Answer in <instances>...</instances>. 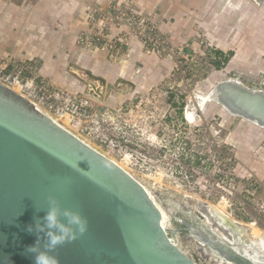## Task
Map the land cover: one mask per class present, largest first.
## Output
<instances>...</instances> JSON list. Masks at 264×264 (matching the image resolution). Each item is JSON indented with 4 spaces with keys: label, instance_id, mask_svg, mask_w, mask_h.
I'll return each mask as SVG.
<instances>
[{
    "label": "rangeland",
    "instance_id": "rangeland-1",
    "mask_svg": "<svg viewBox=\"0 0 264 264\" xmlns=\"http://www.w3.org/2000/svg\"><path fill=\"white\" fill-rule=\"evenodd\" d=\"M155 1L157 14L160 0ZM168 1L171 11L164 19L166 25L173 26L170 30L160 27L159 21L153 18L155 12H147L161 40L159 51L157 42L154 48L153 43L150 48L141 47L145 61L134 64L133 78H125L134 81L135 85L124 83L107 91V86L98 83L103 94L96 96L89 91L91 79L79 70L78 75L68 74L58 84L45 78L62 89L68 99L59 109L40 104L30 86L24 91L22 86L19 90L72 132L127 168L153 193L169 218L175 207L168 202L176 200L199 215L205 214L213 226H218L217 219L210 213L212 203L226 210L237 222L253 224L264 231V215L260 211L264 184L253 197L242 191L248 184L247 177L238 176L234 171L236 160L231 148L236 124L227 122L218 113L215 107L226 110L215 101L201 105L216 82L230 77L239 78L248 86L259 84L264 87V0ZM145 3L151 2L145 0ZM185 14L192 20L189 27L176 24ZM206 22H211L209 27L217 33L215 41L219 46L209 40L206 30L202 29L203 24L207 26ZM177 26L180 30L173 35L171 32ZM81 32L76 36V42ZM225 44L233 48L224 50L221 45L227 47ZM81 47L91 50L87 46ZM216 49L235 51L228 62L217 66L215 61L223 56ZM114 54L116 56L107 57L112 61H123L120 56L124 53ZM242 67L253 76L235 69ZM7 83L11 84L10 81ZM11 85L18 89L17 83ZM71 101H77L79 107L89 102L93 104V110L88 116L73 112L74 121L71 123L69 117L68 122L64 117L66 114H61L69 103L70 111L76 109V104L72 105ZM238 119L245 121L241 117ZM120 126L124 128L120 130ZM169 223L170 227H175L173 222ZM247 231L245 235L249 236L243 237L249 239L252 250L259 249L256 231L250 227ZM172 236L199 264H233L215 257L184 232Z\"/></svg>",
    "mask_w": 264,
    "mask_h": 264
},
{
    "label": "water",
    "instance_id": "water-1",
    "mask_svg": "<svg viewBox=\"0 0 264 264\" xmlns=\"http://www.w3.org/2000/svg\"><path fill=\"white\" fill-rule=\"evenodd\" d=\"M79 71L91 79L89 91L96 96L103 94L98 83L107 91L135 85L123 77L112 83L88 69ZM209 98L264 128V91L256 86L227 78L215 83ZM49 197L88 220L84 235L56 250L60 264H198L172 239L177 232L219 259L264 264L224 237L250 243L242 238L243 226L227 215L213 226L205 214L174 200L168 204L175 207L169 218L175 227H165L162 211L138 179L0 80V264H34L35 254L27 249H45L47 233L58 231L45 219ZM60 221L67 226V218Z\"/></svg>",
    "mask_w": 264,
    "mask_h": 264
},
{
    "label": "crops",
    "instance_id": "crops-1",
    "mask_svg": "<svg viewBox=\"0 0 264 264\" xmlns=\"http://www.w3.org/2000/svg\"><path fill=\"white\" fill-rule=\"evenodd\" d=\"M110 1L112 0H0L1 57L32 60L37 64L40 76L57 84L66 79L68 74L78 75L77 70L80 69H88L110 82L119 77L133 78L136 67L134 64L145 61L142 45L137 40H133L129 55L126 52L124 56H120L123 59L121 62L112 61L105 52L99 54L96 50L85 49L76 42L78 33L88 29V10L92 6L107 5ZM133 1L136 9L152 14L155 12L153 18L159 21L160 27L165 31L173 27L166 25L164 19L171 11L168 0L159 1L157 14L156 1ZM173 14L174 12L171 16ZM181 17L178 18L177 25L189 27L192 24L191 17L186 14ZM210 23L206 22L207 26L203 24L202 29L206 30L207 38L219 46L215 41L217 33L209 27ZM178 30L180 27H174L171 33L175 35ZM221 48L225 50L233 47L221 45ZM233 60L235 61L236 57ZM235 69H241L247 76H253L246 68ZM130 71L132 74L128 73ZM215 108L227 122L236 124L232 143L234 146L231 148L236 160L234 171L238 176H253L264 184V128L245 119L242 122L238 119L240 117Z\"/></svg>",
    "mask_w": 264,
    "mask_h": 264
},
{
    "label": "built area",
    "instance_id": "built-area-1",
    "mask_svg": "<svg viewBox=\"0 0 264 264\" xmlns=\"http://www.w3.org/2000/svg\"><path fill=\"white\" fill-rule=\"evenodd\" d=\"M87 21L88 29L82 31L78 36L77 42L81 46L98 49L110 57H114L116 56L114 53L120 54L131 51L133 40L137 39L142 48H145V45L149 48L151 46L154 48L155 42H157L159 51L161 38L156 25L151 21L147 12L144 13V11H139L135 8L133 0H112L107 5L92 6L88 10ZM152 43L153 45H151ZM242 72L244 71L241 70ZM236 79L243 82L239 78ZM0 80L5 83L10 81L11 84L19 82L23 85V91L26 86H30L38 102L43 105L46 104L50 109H56L57 107L59 109L60 105L68 100L64 97L62 89L55 87L47 82L45 78L40 77L38 66L32 60L23 61L14 58H2L0 55ZM255 86L264 91L262 85L258 84ZM71 102L74 105L77 101ZM69 104L66 108H63L61 115H69L71 123L75 118L73 112L88 116L93 110V104L89 102H86L83 107H79L76 104V109L71 111ZM123 128L120 126V130ZM247 180L248 184L245 185L242 191L255 197L258 189L262 186V181L253 176L247 177ZM228 203L230 207L231 204L229 201ZM260 211L264 215V201L260 204Z\"/></svg>",
    "mask_w": 264,
    "mask_h": 264
},
{
    "label": "clouds",
    "instance_id": "clouds-1",
    "mask_svg": "<svg viewBox=\"0 0 264 264\" xmlns=\"http://www.w3.org/2000/svg\"><path fill=\"white\" fill-rule=\"evenodd\" d=\"M50 210L46 214V221L49 229L47 233L48 243L44 250H39L37 245L30 246L27 251L34 253V264H60L56 250L72 241L78 239L88 231V220L79 211L62 208L54 197H49ZM67 218V226L61 223L60 217ZM31 231V229H29Z\"/></svg>",
    "mask_w": 264,
    "mask_h": 264
},
{
    "label": "bare ground",
    "instance_id": "bare-ground-1",
    "mask_svg": "<svg viewBox=\"0 0 264 264\" xmlns=\"http://www.w3.org/2000/svg\"><path fill=\"white\" fill-rule=\"evenodd\" d=\"M14 83H17V85H18V89L16 88V85H13L12 87L16 90V91H18V92H21V90H19L23 85L21 84V83H19V82H14ZM21 93H23V92H21ZM24 94V93H23ZM25 95V94H24ZM209 100H211L210 98H209V96L208 97H204V99H202V103H201V105L203 106L205 103H207ZM33 101V100H32ZM36 103V102H35ZM36 105H37V103H36ZM37 106H39V105H37ZM40 107V106H39ZM46 114H48L55 122H57V123H59L61 126H63L64 128H66V129H68L69 131H71L72 132V130L71 129H69L68 127H66L64 124H62L61 122H59L58 120H57V118L54 116V115H52V114H50L49 112H47L46 110H44L42 107H40ZM56 115V114H55ZM60 117H62V116H60ZM67 120L69 119V115H65L64 116ZM63 117V118H64ZM65 119V120H66ZM70 121H71V119H70ZM69 120H68V122H70ZM72 133H74L76 136H78L81 140H83L84 142H86V143H88L90 146H92L88 141H86L85 139H83L80 135H78L77 133H75V132H72ZM92 147H94V146H92ZM95 149H97L96 147H94ZM97 150H99V149H97ZM99 151H101V150H99ZM102 152V151H101ZM102 153H104V152H102ZM105 154V153H104ZM105 155H107V154H105ZM108 156V155H107ZM110 157V156H109ZM112 160H114L118 165H120L123 169H125L126 171H128L131 175H133L127 168H125L124 166H122L118 161H116L114 158H112V157H110ZM134 176V175H133ZM135 177V176H134ZM136 178V177H135ZM136 179H138V178H136ZM139 180V179H138ZM140 181V180H139ZM141 182V181H140ZM142 183V182H141ZM143 184V183H142ZM144 185V184H143ZM145 186V185H144ZM146 187V186H145ZM146 189H147V191L149 192V194H150V196H151V198L154 200V202L156 203V205L159 207V209L162 211V214H163V225H165V227L166 226H168V227H170V223H169V217L167 216V214H166V212H165V210L163 209V207H161V205L158 203V201L156 200V198H155V196L153 195V193L146 187ZM209 208H210V211L212 212V216H214L216 219H220L221 220V216H223V215H227L228 217H230L232 220H234V221H236L235 219H233L227 212H226V210H224V209H222V208H220V207H218L217 205H215V204H212L211 203V205L209 206ZM208 218V217H207ZM219 222V221H218ZM209 223L211 224V222L209 221ZM220 223V222H219ZM242 226H243V231H242V233H241V235H242V238H243V236L246 234V233H248V231H247V228L248 227H250V228H252V229H254L255 231H256V233L254 234V235H256V240L259 242V244H260V247H259V249H255V250H252L251 249V245L249 244V245H247V244H245V243H242V242H240V241H237L236 239H234V238H232L231 236H228V235H225V234H223L224 235V237H226L227 239H229V241H231L232 243H234L236 246H237V248L239 249V250H241L242 252H244V253H246L247 255H249L250 257H252V258H254V259H258V260H263L264 259V231H261L260 229H258L256 226H254L253 224H249V223H245V224H243V223H240ZM249 236V235H248ZM247 236V237H248ZM252 237V236H251ZM176 238V237H175ZM175 238H172V239H174L175 240ZM241 238V237H240ZM176 242H177V240H175ZM256 244V243H255ZM252 246H255V245H252ZM257 246V245H256ZM258 247V246H257ZM253 248V247H252ZM221 260H223V261H225V262H229V263H232V262H230V261H227V260H224V259H221Z\"/></svg>",
    "mask_w": 264,
    "mask_h": 264
},
{
    "label": "trees",
    "instance_id": "trees-1",
    "mask_svg": "<svg viewBox=\"0 0 264 264\" xmlns=\"http://www.w3.org/2000/svg\"><path fill=\"white\" fill-rule=\"evenodd\" d=\"M216 52L223 56L222 59L215 61V64L217 66H222L223 64L228 62L234 55V51L233 50H229L228 52H225L222 49H216Z\"/></svg>",
    "mask_w": 264,
    "mask_h": 264
}]
</instances>
